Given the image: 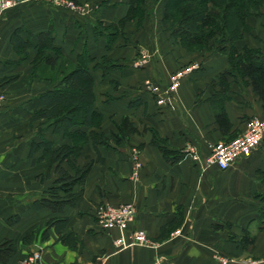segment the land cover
<instances>
[{"label": "crops", "instance_id": "1", "mask_svg": "<svg viewBox=\"0 0 264 264\" xmlns=\"http://www.w3.org/2000/svg\"><path fill=\"white\" fill-rule=\"evenodd\" d=\"M72 1L75 7L66 0H32L0 11V243L9 240L14 246L0 264H21L34 249L40 252L39 264L263 261L264 138L226 170L207 162L215 142L239 135L252 117L264 118L251 85L227 76L224 106L231 127L224 135L211 98L219 88L213 82L229 66L225 54L187 50L166 23L146 28L147 16L139 25L127 20L113 36L114 28L106 25L125 15L128 0ZM15 29L21 37L17 46L11 40ZM47 29L62 56L73 62L81 52L92 57L100 130L116 131L125 115L138 130L110 148L86 143L75 161L93 160L82 187L73 188H82L81 193L73 205L56 212L33 206L47 197L57 178L53 166L46 175L50 156L41 141L53 148L70 143L52 126L30 119L42 107L39 93L58 79L47 76L41 60L35 66L44 65L47 74H30L37 33ZM236 44L258 46L264 53V31L245 33ZM45 52L55 54L53 48ZM154 133L166 153L152 142ZM134 157L140 163L136 174ZM121 203L134 205V220L125 230L105 226L98 206ZM53 217L67 218L61 234L72 231L76 246L59 239L55 226L48 224ZM135 229L144 230L152 244H132Z\"/></svg>", "mask_w": 264, "mask_h": 264}, {"label": "trees", "instance_id": "2", "mask_svg": "<svg viewBox=\"0 0 264 264\" xmlns=\"http://www.w3.org/2000/svg\"><path fill=\"white\" fill-rule=\"evenodd\" d=\"M143 2L144 0H128L125 15L117 22L106 25V28H114L113 36L122 30L121 26L123 27L128 19L133 17L142 19L145 11ZM263 5L264 0H165L164 2L162 20L167 23L171 34L180 45L187 50H209L227 56L229 66L221 71L217 81L213 82L219 84V88L211 98L214 119L224 135L228 134L231 127L224 106L229 98L228 75L250 84L264 109V53L258 46L236 44L245 33L252 32L248 17L259 16ZM14 31L11 40L17 46L21 37L17 36L16 29ZM52 38L50 29L37 33V52L30 74L38 76L47 74L44 72V65L35 66V62L41 60L47 64L45 66L47 76L49 78L56 76L58 79L51 87L39 93L42 107L33 110L30 119L42 120L53 127L54 133L61 134L70 141L55 148L51 142L41 141L50 156L46 175L50 174V168L53 166L57 178L53 181V185L47 188V197L35 200L33 206L36 209L47 207L56 212L61 211L66 205H73L81 193L82 188L77 192H73V188L75 185L82 187L93 160L83 165H78L75 161L86 143H91L95 147L102 145L110 148L111 143L120 144L129 134L138 130L126 115L115 124L116 131L106 134L100 130L102 115L95 106V82L89 66L92 57L87 52H81L73 62L62 56L58 47L53 45ZM22 42L24 45L29 41ZM45 48H53L55 54L46 53ZM25 54L22 52V56ZM232 138L233 136H230L224 140ZM160 139L154 133L152 142L166 153L168 149L160 145ZM45 151L42 156L45 155ZM61 193L64 195L62 196ZM261 199L264 201V195ZM66 223L65 217H53L48 220L49 225L55 226L59 239L69 247H74L77 244L74 233L66 230L61 234ZM13 248L9 240L1 242L0 260H5L6 255L10 254Z\"/></svg>", "mask_w": 264, "mask_h": 264}, {"label": "built area", "instance_id": "3", "mask_svg": "<svg viewBox=\"0 0 264 264\" xmlns=\"http://www.w3.org/2000/svg\"><path fill=\"white\" fill-rule=\"evenodd\" d=\"M32 1V0H27ZM59 4L63 0H52ZM20 0H0V11L20 4ZM66 3L72 7L75 4L72 0H66ZM3 95L0 94V102ZM264 138V118L252 117L248 120L246 128L236 137L230 140H219L215 142L210 149L207 158L209 164L215 165L220 170L228 169L238 158L249 156ZM134 171L136 174L140 163L137 157L133 158ZM136 208L132 203H121L118 205L102 204L98 206L97 215L108 227H118L125 230L134 220ZM131 243L143 246H150L152 241L142 229H135L131 232ZM40 252L31 250L30 253L21 261V264H39Z\"/></svg>", "mask_w": 264, "mask_h": 264}, {"label": "rangeland", "instance_id": "4", "mask_svg": "<svg viewBox=\"0 0 264 264\" xmlns=\"http://www.w3.org/2000/svg\"><path fill=\"white\" fill-rule=\"evenodd\" d=\"M164 2H165V0H144L143 3L145 6V11H143L144 13H143L142 19L138 20L137 17H133V18L128 19V20L135 19V21H133V22L135 23V25H139V23L141 24L142 20L145 19V17L147 16L146 17V28L149 29L150 27H152V30H153L155 28L157 29L159 26L163 27L165 22L162 20L161 14H163ZM20 4H22V3H20ZM248 22L252 25L251 31H264V5L262 7V13L259 16H254V15L249 16ZM147 26H149V27H147ZM121 28H123V27L121 26ZM158 31H164V29H159ZM259 118H261V117H259ZM257 263L264 264V260L263 261L258 260V262H256L255 264H257Z\"/></svg>", "mask_w": 264, "mask_h": 264}, {"label": "clouds", "instance_id": "5", "mask_svg": "<svg viewBox=\"0 0 264 264\" xmlns=\"http://www.w3.org/2000/svg\"><path fill=\"white\" fill-rule=\"evenodd\" d=\"M21 3H26L27 0H20ZM9 3H11V0H9Z\"/></svg>", "mask_w": 264, "mask_h": 264}]
</instances>
